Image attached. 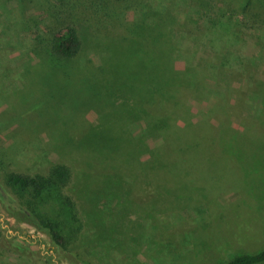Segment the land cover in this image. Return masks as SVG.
I'll return each instance as SVG.
<instances>
[{"label":"rangeland","instance_id":"obj_1","mask_svg":"<svg viewBox=\"0 0 264 264\" xmlns=\"http://www.w3.org/2000/svg\"><path fill=\"white\" fill-rule=\"evenodd\" d=\"M66 27L78 34V54L48 56L49 38ZM152 62L187 84L163 101L168 126L136 110L153 104L144 92ZM64 117L96 139L68 151L69 138L56 135ZM94 146L113 156L106 174L83 166ZM0 158V178L66 163L74 178L65 192L87 209L83 262L73 263L0 205V264H224L256 254L264 249V0H0ZM88 189L99 196L85 204ZM90 204L103 230L88 220Z\"/></svg>","mask_w":264,"mask_h":264},{"label":"trees","instance_id":"obj_2","mask_svg":"<svg viewBox=\"0 0 264 264\" xmlns=\"http://www.w3.org/2000/svg\"><path fill=\"white\" fill-rule=\"evenodd\" d=\"M80 47L81 42L75 29L66 27L52 34L48 40L46 49L48 51L47 53H49L47 54L48 56L56 55L59 59L69 60L76 57ZM152 64L154 65H151L153 72L149 73V77L146 81V84L151 88L144 92L149 93L150 91L149 95L154 99L152 105H154L156 109V114L149 113V109L147 110L148 106L152 107V105H149L150 103H145L149 102L150 98L147 99L148 101L145 100V105L144 103H140L139 108L136 110L139 112V110L141 111V109L144 108L142 106H145L144 116L149 124L155 122L156 125L168 126V121L166 122L165 119L161 120L159 118L161 111L166 109L163 104L165 102L163 101L169 102L175 100L173 99L174 93L182 92L178 91V88L184 91V85L187 84L181 81L174 82V80L177 79V73L171 69L170 72L168 71L169 73L167 72V68L170 67L169 64L167 66L161 63L158 64L157 62L156 64L152 62ZM51 69L52 70L46 71L48 77L57 78L53 68ZM155 88H157V92L154 91ZM151 92L153 93L151 94ZM149 95H147V98ZM152 118H155V121ZM58 121L62 122L64 126H61V128L57 130L56 135L57 137L67 136L69 138L68 151L78 147L82 148V145L79 144L81 140L92 142V139H96L94 133H88V131L84 132V130H75L76 128L71 125L73 123L70 119L68 120L64 117V120L58 118ZM157 127L158 126L155 128L157 129ZM96 134L107 137L111 134V131L108 134ZM107 156L112 155L111 152L105 148L96 146L89 148V153L85 156L83 155V166L92 174H106L108 170L107 167L103 165L107 160ZM180 157L183 160L182 156ZM1 160L0 158V161ZM2 167L5 169L6 166L0 164V168ZM164 168H166V166L160 164L157 170H163ZM150 171L153 173L156 172L155 170ZM73 178L72 168L61 161L46 165L43 172L23 173L4 170L0 178V205L8 217L14 218L18 222L31 225L37 231L48 237L50 243L62 257L73 263H77L83 262V258L79 255L77 249L79 248L80 238L84 232V219L81 216V212L87 209L83 205H80V208L79 202H76L65 192V189L72 183L71 180H73ZM95 192L96 195L99 196L97 189H95ZM96 195L89 189L86 190L82 197H85L88 202L84 203L89 204ZM131 204L132 203H130L129 207L132 206ZM116 206L125 208L128 204L118 199ZM88 209L90 210L89 213H87L88 220L93 221L98 219L97 224H99L100 229L103 230V220H100L101 217L98 215L101 212H95L97 210L96 206L93 204H90ZM262 263H264V249L253 255H235L224 264Z\"/></svg>","mask_w":264,"mask_h":264}]
</instances>
